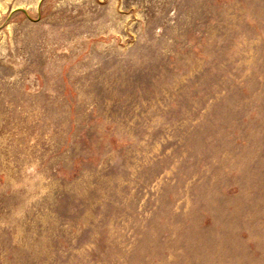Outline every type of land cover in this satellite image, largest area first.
I'll use <instances>...</instances> for the list:
<instances>
[{
	"label": "rangeland",
	"instance_id": "obj_1",
	"mask_svg": "<svg viewBox=\"0 0 264 264\" xmlns=\"http://www.w3.org/2000/svg\"><path fill=\"white\" fill-rule=\"evenodd\" d=\"M0 264H264V0H0Z\"/></svg>",
	"mask_w": 264,
	"mask_h": 264
}]
</instances>
